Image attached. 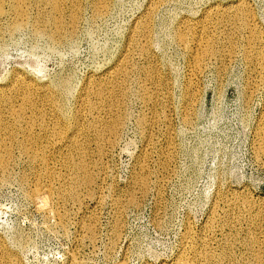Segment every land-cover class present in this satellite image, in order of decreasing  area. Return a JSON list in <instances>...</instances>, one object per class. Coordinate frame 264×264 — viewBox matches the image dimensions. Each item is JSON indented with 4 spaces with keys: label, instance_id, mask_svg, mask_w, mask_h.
I'll use <instances>...</instances> for the list:
<instances>
[{
    "label": "rangeland",
    "instance_id": "1",
    "mask_svg": "<svg viewBox=\"0 0 264 264\" xmlns=\"http://www.w3.org/2000/svg\"><path fill=\"white\" fill-rule=\"evenodd\" d=\"M13 1L0 0V84L14 72L44 85L63 79L67 84L61 95L69 111L77 104V93L85 78L102 74L115 64L135 19L150 2L106 0V11L93 15L92 1L80 0L75 27H69V34L63 39L51 40L50 23L47 24L51 14H45L47 5L43 1L23 0L20 7L23 13L16 14L12 10ZM238 1L244 2L264 41V0H161L156 5L147 37L148 60L136 57L138 70L126 79V89L131 90H125V103L119 105V113L126 114L122 128L102 157L97 152L91 153V163L98 160L97 167L91 168L96 174V182L90 189L93 192H83L76 203L69 200L65 203L68 214L64 211L67 215L64 222L57 221L53 213H46L39 198L30 196L29 187L37 180L38 167L14 144V156L3 174L5 177L0 169V177L4 178H0V241L18 264H70L72 254V264H119L123 260L125 264H172L183 251L185 230L193 240L209 232L208 246L212 245L213 251L216 248L215 252L227 244L223 264H264V147L257 150L255 142L258 126L264 119V89L257 72L243 58L241 48L246 32L237 30L239 37L236 32L232 38L239 52L207 59L196 72L192 89H187V82L189 49L193 46L189 47L190 41L184 46L175 37L182 20L201 18L212 6ZM63 7L68 15L70 0H64ZM14 22L22 24L14 28ZM145 64H152L156 73L159 71L160 84L165 85L163 88L159 84L164 92L159 90L158 101L151 102L152 105L143 103L137 94L145 77L143 68L148 66ZM13 103L19 105L20 97ZM142 118L153 119V123L149 125L152 121L147 123ZM146 142L150 152L144 160ZM161 159L166 161L162 164ZM141 162H147L143 171L138 169ZM137 172L148 179L143 190L133 182ZM217 192L225 194L227 203L218 201V217L208 229L205 224H210L208 216ZM132 195L134 203L128 201ZM86 223H93L94 238L85 235ZM246 239L252 243H246Z\"/></svg>",
    "mask_w": 264,
    "mask_h": 264
},
{
    "label": "bare ground",
    "instance_id": "2",
    "mask_svg": "<svg viewBox=\"0 0 264 264\" xmlns=\"http://www.w3.org/2000/svg\"><path fill=\"white\" fill-rule=\"evenodd\" d=\"M40 1H43L42 3L46 4L48 7L47 12L45 14H48V13L51 14L50 17L48 18L49 22L47 23V24L50 23V33L48 34L49 35L48 37L51 40L52 39L56 40V39L65 37L66 33L70 31L69 27L73 29L75 25L77 24L76 22L78 21V18H79L78 14H79V5H80L79 1L80 0H70L71 7H69L68 15L65 13V9L63 7L64 0H36V2H40ZM91 1H92V8H93V15L94 14L98 15L106 11L107 9L106 0H91ZM160 2L161 0H156V1L150 0L149 5L146 8V11L142 15H140L138 18L135 19L130 29V32L128 34L124 49L121 55L117 58L115 64L113 66H110L108 69H106L102 74H99V75L90 74L89 75L90 77L85 78L82 88L80 89L79 93H77L78 94V97L76 99L77 104L72 110L70 111L68 110L69 108L64 103L62 95H61L63 92V91L61 92L62 87L66 83L63 79L55 81V82L53 81V85H49V84L44 85V84L37 83L36 81L30 78L25 77L19 72H14L10 77L6 79V81L3 84H0V169L2 170L1 174L2 175L6 174V170L8 169V166L10 165V161L13 159V156H14L13 155L14 144H17L18 149L20 150V153L25 155V157L28 159L29 162H31V164H34L38 167V170L36 169L35 171L37 173V177H35L37 180L36 182L34 181L35 183L33 184L32 187H29V189L31 188L30 193H29L30 196H32V198L33 197L39 198L40 199L39 201L41 203L40 207H43L42 209H44L46 213L51 212L49 213V215H52L53 213V215L56 216L57 221H59L60 223L64 222L65 217L67 216V215L65 216V214L67 213L65 211L66 210L65 203L68 200L74 203H76L75 201L77 200L79 201L82 193L83 192L89 193V190L94 186L96 182V176H95L96 174H93V171H92L94 168L93 169L91 168L95 166L97 167L98 160L95 162L94 161L95 159H94L93 160L94 162L92 161L91 163V160H90L91 153L97 152L99 153V155L101 154L100 156L102 157V154L106 152L105 149L108 147L107 145H110V144L113 145V143L115 142L116 136L118 137V134H119L118 131L121 127L122 122L125 120L124 119L122 121V118L126 116V114H124L123 116V112L121 114L119 113L120 111L119 105H124L125 103L124 94H125V90L127 91L128 89V87L126 89V86H127L126 79H128L131 73L135 71L136 68L138 67L135 65L138 62L135 63L134 61L136 57L139 58L143 56V57H147V60H148L147 55H149L150 53L147 54V50H148L147 45H149L147 44L149 42V41L147 42L148 40L147 37H150L149 31H150V17L152 18L151 12L154 11L155 7L157 9V6H158L157 4ZM22 3H23V0H15V2L13 1L12 10L14 11V13L16 14H18V12L20 14L23 13V11L20 8ZM243 3H244L243 1H238L235 4H228V5H223V6L216 5L214 7L212 6L213 8L210 6L211 8L207 10L205 12V15L202 16L201 18H198V19L195 18V19H190V20L184 19L181 21V23L179 22L180 26L178 25L179 29L177 28L178 30L177 32H175L176 33L175 37H177V39H179L181 44H183L184 46H188L189 41L191 43L189 47H191V45L193 46V49H189L191 62H189L190 68L188 70L189 71L188 72L189 73L188 82L185 80V82H187V89L192 87V84H194L193 78L194 76H196V72L204 66V64L206 63L209 57L211 56L215 57V55H217V57L218 55L219 56L220 55L224 56L228 54L231 55L232 53L235 54V52H239L237 50H240V49L237 43H235V41L232 40V38L233 36H236L235 34L237 30L239 31L240 29H243V31L245 30L246 32L244 45H242V48H241V51L245 56V57L243 56V58H246L248 64H250L252 69H254L257 72L260 78L258 79L261 81L260 85L264 89V41L257 31V28L251 18L252 17L251 14L249 13L248 10H246V7ZM1 12H2V9L0 6V13ZM21 24L22 22H17V23L14 22L12 24V27L18 28V26ZM72 33L74 32L72 31ZM237 36H238V32H237ZM240 40L242 39L240 38ZM237 41H239V39L236 40V42ZM152 64L156 66L157 62H156V65L155 63H152ZM152 64H149V65L145 64V65H148L146 67H144L145 65H143L144 67L143 70L145 71L144 72L145 77L142 80V82L139 84V89L137 91V94L140 100L145 104L150 103L151 105L158 98L157 94L160 93L159 84L161 82L160 73L159 71L158 73H156V68H154ZM139 69H140V66H139ZM161 84L163 88H165L164 87L165 85H163V83ZM257 86L259 87V84ZM252 89L254 91V88ZM160 91H163V90L161 89ZM185 91L191 93L188 90H185ZM195 92H194V95H196ZM189 93H186V95L188 96ZM126 95H128L127 92H126ZM18 96L21 99V103L19 105H15L13 103V100L17 101L19 99ZM185 98H188V97H185ZM189 99H191L190 96H189ZM192 107H194V105ZM187 108L188 107L184 108V110ZM184 110L182 112H186ZM189 113L187 111V114ZM184 115L186 114L184 113ZM152 120H149V121L144 120V121L145 122L147 121V123H149ZM151 123H153V121L150 122L149 125ZM261 123L262 124H259L258 126V132L256 136L257 140L255 141L257 144L256 146L257 150H260V149L263 150V147H264V124H263L264 119L262 120ZM149 141H150V138H149ZM145 144H147V142ZM148 145L149 144L145 146L142 152L144 160H146V156H148L147 154L150 152L149 151L150 146ZM167 152H170V151H167ZM165 154L167 153L165 152ZM50 159H51V162H50ZM139 161L140 160L138 159V162ZM141 161H143V159H141ZM164 162L162 160V164ZM145 163L147 162H141L139 164L138 169L140 168L139 170L143 171L145 168ZM146 169L148 170V167ZM98 170H99V167H98ZM100 171L101 170H99L98 174L100 173ZM141 171H140V174H141ZM3 176L5 177V175ZM146 176L147 175H145V177ZM0 178L2 179V177ZM2 180H4V178ZM146 181H148V179L145 180L144 176L139 175V173L138 175L136 174L135 178L133 179V182L136 185H138L140 188H142V190L143 188L146 187V183H147ZM132 185L130 188H133ZM145 191L143 193H145ZM92 192L93 191H91L90 194H92ZM90 194H89V197H90ZM220 195L221 194L217 192V195L213 203L214 205L212 207L213 209L211 210V214L210 215L208 214L210 224L207 225V223L206 224L204 223L206 225L205 228H208V229L212 228V226L210 227V225L211 224L213 225V222L216 221L218 217L217 216V212H218L217 208L219 207V205L217 204L218 201L219 203L222 202V204L227 203L225 202L227 199L225 194L223 193L221 196ZM133 196L134 195L130 196L128 201L133 202V199L135 198V197L133 198ZM246 200L247 199H245V201ZM242 201L240 202L241 204H242ZM253 204L255 205V203ZM122 205L124 204H121V206ZM242 205L244 206V204ZM248 206L249 205L247 204L246 209H248ZM118 209H120L119 206H118ZM222 209L224 208L222 207ZM248 211H250V206H249ZM226 214L225 216L224 215L223 216L228 217V215L226 216ZM45 215L47 216L48 214H45ZM218 215L220 216V214ZM117 220H119V217L117 218ZM223 221H225V218ZM92 224L88 225L86 223L85 225L84 230L87 232V234L85 235H88L87 236L88 238L89 236L91 237L93 235V227H92L93 225ZM227 224L229 225V223ZM61 227H62V224H61ZM220 227H222V224ZM112 229L114 230V228ZM185 231L186 232L183 233L184 235L182 237L183 241H181L183 251L177 256L176 262L172 264H223L224 262L223 257L225 256V253L228 252L227 251L228 249H226L227 244L222 245V248H219L221 249L220 252H215L217 250L216 248H215V251H213L210 248L212 245L210 247L208 246L207 241H209L208 240L209 232L204 233L201 237H197L195 238V240H193L191 238L190 232L187 230ZM114 232L115 231H112L113 233L112 235H114ZM250 236H252V234ZM224 239L226 238L224 237ZM250 240H252V238ZM193 241H196V242H193ZM245 242L252 243L248 240ZM224 243H228V242L226 241ZM2 246L3 245H1V241H0V264H18V261H16L17 259L15 260V258H13L14 255L11 256L12 250L10 251L11 252L10 253L11 255H10ZM253 257L259 260V258H257L258 257L257 254H254ZM73 259H74V254L70 256V264L73 263ZM230 263L232 264V262ZM119 264H125V261L123 260ZM162 264H165V263H162ZM255 264H258V263H255Z\"/></svg>",
    "mask_w": 264,
    "mask_h": 264
}]
</instances>
